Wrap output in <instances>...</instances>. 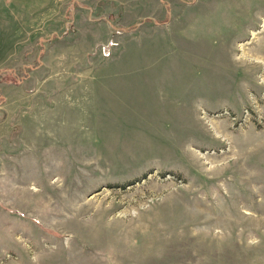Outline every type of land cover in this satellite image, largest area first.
I'll list each match as a JSON object with an SVG mask.
<instances>
[{
    "label": "rangeland",
    "instance_id": "rangeland-1",
    "mask_svg": "<svg viewBox=\"0 0 264 264\" xmlns=\"http://www.w3.org/2000/svg\"><path fill=\"white\" fill-rule=\"evenodd\" d=\"M0 71V264H264V0H0Z\"/></svg>",
    "mask_w": 264,
    "mask_h": 264
},
{
    "label": "trees",
    "instance_id": "trees-1",
    "mask_svg": "<svg viewBox=\"0 0 264 264\" xmlns=\"http://www.w3.org/2000/svg\"><path fill=\"white\" fill-rule=\"evenodd\" d=\"M39 62L36 61L35 62V66H38ZM6 71V70H5ZM11 72H14L13 74ZM1 73H3V71H0V75H2ZM9 73L10 76H14L13 79L15 81L19 80V78H23L26 76V68L25 67H20L15 71H7V74ZM7 74H4V76L6 77Z\"/></svg>",
    "mask_w": 264,
    "mask_h": 264
}]
</instances>
